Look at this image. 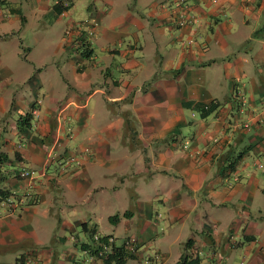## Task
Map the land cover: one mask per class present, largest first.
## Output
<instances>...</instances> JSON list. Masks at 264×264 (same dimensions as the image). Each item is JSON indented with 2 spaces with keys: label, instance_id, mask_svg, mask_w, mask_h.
Returning a JSON list of instances; mask_svg holds the SVG:
<instances>
[{
  "label": "crops",
  "instance_id": "0c3cea01",
  "mask_svg": "<svg viewBox=\"0 0 264 264\" xmlns=\"http://www.w3.org/2000/svg\"><path fill=\"white\" fill-rule=\"evenodd\" d=\"M62 1L0 0V264H264V0Z\"/></svg>",
  "mask_w": 264,
  "mask_h": 264
},
{
  "label": "trees",
  "instance_id": "16d2710c",
  "mask_svg": "<svg viewBox=\"0 0 264 264\" xmlns=\"http://www.w3.org/2000/svg\"><path fill=\"white\" fill-rule=\"evenodd\" d=\"M68 6H69V2L66 6L62 5L61 3L58 4V8L60 11L63 9H66ZM88 52H89V48L83 45L81 53H88ZM199 107L202 108L203 106L200 104ZM202 109H205V107H203ZM204 111L205 110L201 111V113H203ZM30 115H31L30 111H26L23 114L19 115L15 121L16 128L21 129L22 127L27 126L28 125L27 121ZM5 160H8L7 154L0 151V181L5 177L7 173L6 170L1 169V165ZM7 197H10L11 200H14V201L17 199L7 189L0 187V200H6ZM89 233H90V236H92L93 229H89ZM108 236L109 235L107 234L100 235V237L97 240L98 241L97 244H95L94 240L91 238L90 242L84 243L83 248L86 249L88 253L95 254L98 248L100 247L99 243L106 242V239ZM129 255H130V250L126 248L125 244H123V241L121 240L119 242L112 241L109 244L108 249L105 252H103L100 258L102 260V264H123L125 262V259ZM183 260H184V255L182 254L179 260L176 261L174 264H183Z\"/></svg>",
  "mask_w": 264,
  "mask_h": 264
},
{
  "label": "built area",
  "instance_id": "2783aa9c",
  "mask_svg": "<svg viewBox=\"0 0 264 264\" xmlns=\"http://www.w3.org/2000/svg\"><path fill=\"white\" fill-rule=\"evenodd\" d=\"M62 5L66 6L68 4V1L67 0H63L61 2ZM64 10V9H63ZM177 23L178 24H183L185 22H187V16L183 13V12H179L177 14ZM86 24L87 26H89V29L87 31L83 30V25ZM97 24V21L94 19V18H87L85 21L81 20H76L72 23H70V27L69 28H66L65 31L68 32L71 28L76 30L77 32H83L81 33V38L82 39H90L92 34H93V27ZM262 110L261 112H259V116L257 117V120L258 122H261L263 121L264 122V100L262 102ZM243 125H247L246 123H243ZM33 169H29V168H21L19 171H18V175L21 176V177H26V176H30L32 173H33ZM6 203L8 204H11L12 203V200L10 197H7L6 200H4ZM100 237V234H97V233H94L93 234V240L95 242V244L98 243V238ZM232 241H233V238H231ZM113 241V237L112 236H108L107 239H106V242H101L99 243V248L98 250L96 251L95 254H90L87 255L89 258L91 257H101V255L103 254V252H105L108 247H109V244ZM123 244H125L126 248L128 250H132L133 248V238L132 237H126L124 238L123 240Z\"/></svg>",
  "mask_w": 264,
  "mask_h": 264
},
{
  "label": "rangeland",
  "instance_id": "374dc122",
  "mask_svg": "<svg viewBox=\"0 0 264 264\" xmlns=\"http://www.w3.org/2000/svg\"><path fill=\"white\" fill-rule=\"evenodd\" d=\"M72 1H74L75 3H74V7H73V9L74 10H76L77 11V13L78 14H75L76 16V18L77 17H79L77 20H79V21H81V20H83V21H85L87 18H86V16L84 15L85 14V12H86V9H85V7H83L82 6V3H83V1L84 0H72ZM80 17H82V18H80ZM89 29V26H87L86 24H84L83 25V30H85V31H87ZM258 31H259V29H257ZM86 41H88V40H85V42ZM84 43V42H83ZM86 46V45H85ZM34 53V51L33 52H31V54H33ZM125 211H127V210H125ZM123 213H125L124 211H123ZM122 213V214H123ZM186 242V241H185Z\"/></svg>",
  "mask_w": 264,
  "mask_h": 264
},
{
  "label": "clouds",
  "instance_id": "9594fccd",
  "mask_svg": "<svg viewBox=\"0 0 264 264\" xmlns=\"http://www.w3.org/2000/svg\"><path fill=\"white\" fill-rule=\"evenodd\" d=\"M65 10V9H64Z\"/></svg>",
  "mask_w": 264,
  "mask_h": 264
}]
</instances>
